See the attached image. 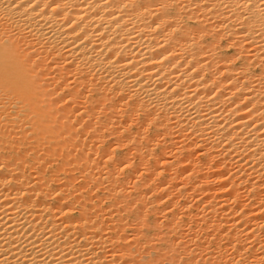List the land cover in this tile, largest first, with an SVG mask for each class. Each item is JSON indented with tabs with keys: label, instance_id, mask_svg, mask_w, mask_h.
Returning <instances> with one entry per match:
<instances>
[{
	"label": "bare ground",
	"instance_id": "bare-ground-1",
	"mask_svg": "<svg viewBox=\"0 0 264 264\" xmlns=\"http://www.w3.org/2000/svg\"><path fill=\"white\" fill-rule=\"evenodd\" d=\"M0 264H264V0H0Z\"/></svg>",
	"mask_w": 264,
	"mask_h": 264
},
{
	"label": "rangeland",
	"instance_id": "rangeland-1",
	"mask_svg": "<svg viewBox=\"0 0 264 264\" xmlns=\"http://www.w3.org/2000/svg\"><path fill=\"white\" fill-rule=\"evenodd\" d=\"M226 49H227V48H226ZM226 49H225V50H226ZM110 143H111V142H110ZM110 143H108V144H110ZM112 144H113V143H112ZM107 146H109V145H107ZM107 146L105 147L106 150H108V149L110 150V149L112 148V147L110 148V146L107 148ZM111 146H112V145H111ZM131 151H132V150H131ZM127 152H129V154H126ZM127 152H125V155L122 154V156L124 155V156H126L127 158H128V157L130 158V156H131V159H132L133 161H135L136 163H138V162H137V161H138V157L136 158V157L134 156L135 154H132L133 151H132V153H131L130 151H127ZM130 153H131V154H130ZM127 155H129V156H127ZM132 155H133L134 158L132 157ZM135 158H136V159H135ZM137 165H138V164H137ZM139 167H140V166H139ZM141 168H142V167H141ZM139 170H140V168H139ZM141 172L143 173V168H142V171H140V173H141ZM140 173H139L138 175H140ZM168 173H169V172H167V173H166L167 175H165V177H167V178H169ZM78 177H79V176H78ZM78 177H77V178H78ZM77 178H76L75 181H77V180H78V181L75 182V184H76V186H80L79 184H80L81 182L79 183V181L81 180V177H80V179H77ZM167 178H166V179H167ZM166 179H165V180H166ZM81 181H82V180H81ZM102 199H103V198H102ZM103 201H106V200H103ZM106 203H107V204H106ZM108 203H109V202H108V199H107V202H103V204H105L106 207H107V205H109ZM193 203H194V202H193ZM162 221H163V220H162ZM133 230H135V229L133 228ZM163 230H164V229H163ZM163 230H162V227H161V228H160V231L164 232ZM131 232H132V233H131ZM133 233H134V231H132V228H131V230H129V232H127L128 236L130 235L131 237L133 236ZM130 236H129V237H130ZM210 240H212V239H210ZM212 249H214V248H212Z\"/></svg>",
	"mask_w": 264,
	"mask_h": 264
}]
</instances>
